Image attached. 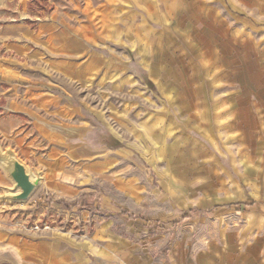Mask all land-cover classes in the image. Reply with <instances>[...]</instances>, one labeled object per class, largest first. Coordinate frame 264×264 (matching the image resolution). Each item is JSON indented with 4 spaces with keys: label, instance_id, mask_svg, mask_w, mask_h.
I'll return each mask as SVG.
<instances>
[{
    "label": "rangeland",
    "instance_id": "1",
    "mask_svg": "<svg viewBox=\"0 0 264 264\" xmlns=\"http://www.w3.org/2000/svg\"><path fill=\"white\" fill-rule=\"evenodd\" d=\"M156 1L40 0L41 8L0 0V120L8 106L45 114L47 131L32 132L36 152L66 149L71 142L58 134L80 130L89 149L121 168L120 185H104L99 199L93 182L79 200L56 201L57 208L46 205L52 200L41 190L24 204L1 203L0 229L47 241L53 233L89 236L95 221L110 219L139 245H180L215 258L223 247L264 243V15L225 13L229 25H240L236 34L184 25L198 13L173 15L166 5L152 15L146 6ZM192 4L183 0L180 10ZM214 37L247 40L232 83L246 93L218 94L233 100L219 109L202 104L212 94L196 68L199 40ZM15 43L26 50L16 52ZM11 146L0 135V150L17 156ZM2 176L0 192L10 187ZM239 203H256L258 212H216ZM190 210L198 214L176 224ZM36 223L50 229L35 231Z\"/></svg>",
    "mask_w": 264,
    "mask_h": 264
},
{
    "label": "crops",
    "instance_id": "2",
    "mask_svg": "<svg viewBox=\"0 0 264 264\" xmlns=\"http://www.w3.org/2000/svg\"><path fill=\"white\" fill-rule=\"evenodd\" d=\"M164 1L152 2L150 8L146 6V10L154 15L158 4L157 7L160 8L164 5L168 6L167 13L173 15L181 14L180 12H196L197 18L195 16L189 18V22L186 21L184 25H216L219 29L235 28L238 30L236 34L241 29L240 25L235 27L229 25L224 20L225 13L230 15L232 12H251L255 15H264V0H196V4L183 6L182 11L180 3L183 0H167L168 5ZM252 41L254 45H257V42L261 45L255 39ZM199 42H203L204 47L198 51L196 68L198 76L209 79L208 89L205 92L212 94L202 104L210 109H219L217 106L228 105L233 100L230 96L218 97V94L246 93L244 86H232V83H237L239 79L241 58L246 57L247 40L214 37L201 38ZM13 47L16 52H24L27 48L22 43H15ZM202 91V88L197 87L195 92ZM11 108L8 106L6 113L4 112L6 119L0 120V135L12 140L14 146L11 147L18 159L32 173H39L41 181L36 192L39 190L43 192V195H40L42 199L52 200L54 203L62 200H79L80 196L88 191L87 185L93 182L96 184L95 191H98L96 199H99L103 197L101 191L104 185L112 188L120 185L121 168L113 165L111 155H102L97 150L89 149L80 130L78 133L74 131L76 133L71 134L70 138L58 134L60 140L71 142L66 149L54 148L45 152H36L33 147L35 143L37 144V139L32 132L39 136L37 127L40 126L47 131L48 126H45L44 122L47 123L50 117L29 109L33 113L31 115L24 111L26 110L24 107L23 110ZM11 114L14 117L10 116ZM23 124L28 125L29 130L25 131ZM103 145L106 143L99 147ZM0 171L2 177L9 181L4 172L1 169ZM9 184L11 187V183ZM10 187H3L0 195L7 193L6 189ZM242 205L254 206V210L249 212L248 216L258 212L256 203ZM261 205L264 208V203ZM95 222V229L89 236L74 238L66 234L53 233L47 241L42 240V236L22 235L20 232L18 235L17 232L0 229V264H264V243L223 247L222 256L215 258L209 251L206 255L192 253L180 245L142 246L131 239L132 231L127 233V231L114 230L110 219ZM239 241L241 244V239Z\"/></svg>",
    "mask_w": 264,
    "mask_h": 264
},
{
    "label": "water",
    "instance_id": "3",
    "mask_svg": "<svg viewBox=\"0 0 264 264\" xmlns=\"http://www.w3.org/2000/svg\"><path fill=\"white\" fill-rule=\"evenodd\" d=\"M0 169L11 183L7 193L0 195V202L24 204L40 185L39 173H32L10 149L0 150Z\"/></svg>",
    "mask_w": 264,
    "mask_h": 264
},
{
    "label": "trees",
    "instance_id": "4",
    "mask_svg": "<svg viewBox=\"0 0 264 264\" xmlns=\"http://www.w3.org/2000/svg\"><path fill=\"white\" fill-rule=\"evenodd\" d=\"M32 2L30 4H35V5H38L40 7L42 6L40 4V0H32ZM29 6H31V5H29ZM51 8H52L51 6L50 7L48 6V9L51 10ZM116 144H118V143L116 142ZM88 198H89V200L91 202L92 195L88 196ZM46 205L48 207H51V208H57L58 205H60V204H56V203H53L52 201H49L48 203H46ZM80 207H81L82 210L89 209L88 207H86V205H82ZM253 210H254V206L253 205L236 204L233 207L217 208L216 212H222V214H227V213L234 212V213H236V214H238L240 216H244L245 214H247V213H249V212H251ZM195 214H198V211L190 210V211H188L186 213H182L180 218H179V220L176 222V224H181L182 222L190 220ZM208 214L212 215L214 213H208ZM122 215L125 216V214H122ZM130 219L133 220L132 217Z\"/></svg>",
    "mask_w": 264,
    "mask_h": 264
},
{
    "label": "built area",
    "instance_id": "5",
    "mask_svg": "<svg viewBox=\"0 0 264 264\" xmlns=\"http://www.w3.org/2000/svg\"><path fill=\"white\" fill-rule=\"evenodd\" d=\"M50 228L47 225H42L40 226L39 223H36L34 225V230L35 231H48Z\"/></svg>",
    "mask_w": 264,
    "mask_h": 264
}]
</instances>
